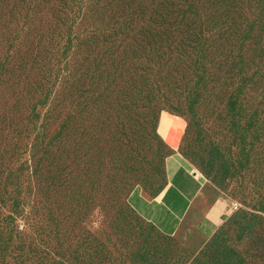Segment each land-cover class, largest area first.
<instances>
[{
    "label": "rangeland",
    "instance_id": "1",
    "mask_svg": "<svg viewBox=\"0 0 264 264\" xmlns=\"http://www.w3.org/2000/svg\"><path fill=\"white\" fill-rule=\"evenodd\" d=\"M116 1L0 0V264H264V0Z\"/></svg>",
    "mask_w": 264,
    "mask_h": 264
},
{
    "label": "crops",
    "instance_id": "2",
    "mask_svg": "<svg viewBox=\"0 0 264 264\" xmlns=\"http://www.w3.org/2000/svg\"><path fill=\"white\" fill-rule=\"evenodd\" d=\"M169 169L171 170V173L177 171V169H179V161L172 160L170 165H169ZM193 175H194V173H193ZM192 182H194L192 184V189L191 190L187 189V191H189V193L191 192L190 195L195 193V191L198 190V188H199V191H201L203 186H204V185H202V183H201L202 181H201V179H199V176L195 175L192 178ZM203 184H204V182H203ZM215 208L218 209L217 207H215ZM196 216H197V218L194 222V226L196 227V231L198 233H201L203 236H206V235H211L212 233L215 232L218 224L215 223L214 219L210 215H207L204 212L196 210L193 213V217H196Z\"/></svg>",
    "mask_w": 264,
    "mask_h": 264
},
{
    "label": "built area",
    "instance_id": "3",
    "mask_svg": "<svg viewBox=\"0 0 264 264\" xmlns=\"http://www.w3.org/2000/svg\"><path fill=\"white\" fill-rule=\"evenodd\" d=\"M239 207V202L238 201H235L233 203V208L237 209Z\"/></svg>",
    "mask_w": 264,
    "mask_h": 264
},
{
    "label": "trees",
    "instance_id": "4",
    "mask_svg": "<svg viewBox=\"0 0 264 264\" xmlns=\"http://www.w3.org/2000/svg\"><path fill=\"white\" fill-rule=\"evenodd\" d=\"M114 2L113 3H116L117 1L116 0H113ZM112 3V4H113ZM173 26H176V25H169V29H171V27H173ZM171 31V30H170ZM165 39H162V41H164Z\"/></svg>",
    "mask_w": 264,
    "mask_h": 264
}]
</instances>
